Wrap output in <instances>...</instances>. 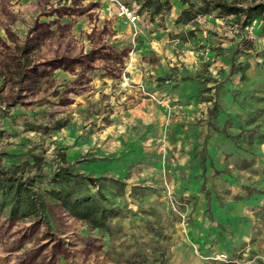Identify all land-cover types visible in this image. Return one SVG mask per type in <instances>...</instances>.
<instances>
[{
	"label": "rangeland",
	"instance_id": "374dc122",
	"mask_svg": "<svg viewBox=\"0 0 264 264\" xmlns=\"http://www.w3.org/2000/svg\"><path fill=\"white\" fill-rule=\"evenodd\" d=\"M168 2L127 27L108 0H0V167L37 173L36 158L46 175L64 153L85 174L123 179L114 202L154 207L169 238L149 264H264V19L246 29L215 10L177 23L187 5ZM240 213L250 239H234ZM198 220L209 228L189 239ZM47 223H2L0 264H126L128 250L111 262L108 238L57 206Z\"/></svg>",
	"mask_w": 264,
	"mask_h": 264
},
{
	"label": "trees",
	"instance_id": "16d2710c",
	"mask_svg": "<svg viewBox=\"0 0 264 264\" xmlns=\"http://www.w3.org/2000/svg\"><path fill=\"white\" fill-rule=\"evenodd\" d=\"M180 2L187 7L179 12L177 23L190 22L198 15H207L215 10L220 17L234 15L242 19L243 26L250 24L257 16L264 19V2L242 5L222 0H201L198 7L190 0ZM164 7L166 10L170 8L168 0H142L139 12L146 11L153 16L158 15ZM234 70L233 64L230 65L229 73ZM219 112L216 104L208 110L210 117ZM211 126L218 131L215 125ZM59 158L60 162L55 169L46 175L40 172V162L36 158L34 165L39 168L37 173L30 172L31 165L27 162L0 167V227L2 223L10 225L25 220H30L33 227L48 224L52 207L57 206L71 218L81 222L86 231H95L108 238L110 247L106 254L113 256L111 262L119 263L114 257L113 249H119V254L125 249L128 250L124 261L126 264H149L153 254L159 250V242L166 238L156 209L150 206L133 212L126 206H119L114 199L122 196L127 189L123 179L105 173L85 174L76 168L78 162H68L64 153ZM43 178H47L50 188L38 187L39 180ZM135 190L136 188L130 187V193L135 194ZM138 215L143 217L134 218ZM136 221L142 222L139 235L133 230ZM125 238L127 242H119ZM160 254H164V251ZM160 256L163 258V255ZM206 264H232V261L219 263L213 260Z\"/></svg>",
	"mask_w": 264,
	"mask_h": 264
},
{
	"label": "crops",
	"instance_id": "0c3cea01",
	"mask_svg": "<svg viewBox=\"0 0 264 264\" xmlns=\"http://www.w3.org/2000/svg\"><path fill=\"white\" fill-rule=\"evenodd\" d=\"M121 1L125 2L126 4L130 3L129 0H121ZM135 7L137 8L139 16H141L142 12H139V4H136ZM143 12L148 13L146 11H143ZM140 22L141 21H139L137 25ZM127 27H130V26L127 25ZM202 164L204 165V162H202ZM242 216H243L242 213L235 216L234 231H233L234 239H240V240L250 239V237L253 234L252 232V228L254 225L253 221L249 220L250 218L248 217L242 218ZM187 226H188L187 232L190 236L189 239H200L201 236H205L207 229L209 228L207 224L201 220H198L197 222L192 223L190 225L188 224ZM165 239H169V238L166 236ZM206 262L207 261L203 262L202 264H206Z\"/></svg>",
	"mask_w": 264,
	"mask_h": 264
},
{
	"label": "built area",
	"instance_id": "2783aa9c",
	"mask_svg": "<svg viewBox=\"0 0 264 264\" xmlns=\"http://www.w3.org/2000/svg\"><path fill=\"white\" fill-rule=\"evenodd\" d=\"M112 2L113 4L116 5V15L123 21L124 24L130 26V27H135L137 23L140 21V16L138 14V11L133 7L125 2H122L121 0H108ZM252 23L251 25H246V29L252 28ZM215 260H219L222 262H227L228 259L226 255L224 254H219L214 257Z\"/></svg>",
	"mask_w": 264,
	"mask_h": 264
},
{
	"label": "bare ground",
	"instance_id": "6f19581e",
	"mask_svg": "<svg viewBox=\"0 0 264 264\" xmlns=\"http://www.w3.org/2000/svg\"><path fill=\"white\" fill-rule=\"evenodd\" d=\"M136 80L139 82L140 80H139V76L136 78Z\"/></svg>",
	"mask_w": 264,
	"mask_h": 264
}]
</instances>
